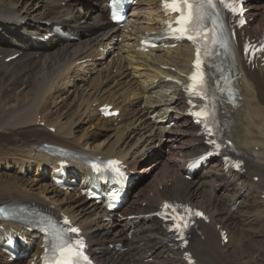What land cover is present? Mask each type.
Returning <instances> with one entry per match:
<instances>
[{
    "label": "bare ground",
    "instance_id": "bare-ground-1",
    "mask_svg": "<svg viewBox=\"0 0 264 264\" xmlns=\"http://www.w3.org/2000/svg\"><path fill=\"white\" fill-rule=\"evenodd\" d=\"M74 2L0 0V55L6 59L20 54L9 64L0 60V205H32L45 212L67 215L82 229L88 240L89 253L99 264H185L183 252L170 245V236L161 222L144 217L155 213L163 201L176 200L203 209L210 219L208 225L198 223L197 233L192 235L187 247L198 264H250L254 251L252 247L246 250L237 245V238L245 239L238 229L241 224L264 227L262 68L252 71L241 62V100L237 107H229L224 115L227 138L234 142L244 162L245 173L225 172L217 161L188 179L186 163L205 152L207 147L198 128L186 115L183 88L165 79L183 81L181 73L189 70L192 50L185 45L149 53L136 50L138 34L161 29L159 0H139L138 7L141 8H133L129 15L132 21L122 30L107 20L106 0H94L97 8L89 21L90 14L84 13ZM246 7L252 22L244 31L262 33L264 0H247ZM21 22L24 24L14 29ZM55 27L59 30H53ZM125 30L129 32L123 34ZM47 33H51L53 39L46 44L31 38H40ZM62 34L76 36L78 42L74 43ZM118 36L122 37L118 51L124 53L117 60L107 55L105 70L99 72V69L100 74L88 83L84 73L89 70L84 69L83 64L97 57L98 49H107L114 44ZM112 69H117L115 75L111 74ZM68 94L72 95L73 101L65 104L63 98L69 100L65 98ZM58 99L67 110L65 113L60 112V104L56 105ZM104 103L120 111L117 119L103 120L99 116L96 106ZM50 104H55L54 111L48 110ZM129 108L131 112H128ZM168 108L176 113L168 114ZM154 111L160 115L159 119L149 120ZM164 119L174 121L176 126L180 123L179 127L167 129L160 123ZM79 124L88 127L83 131L74 130ZM90 127L96 132L89 134ZM52 129L54 133L49 131ZM109 130L112 135L100 140L102 131ZM160 141L162 146L170 143L169 152L173 157L168 162L170 170H166L163 184L158 185L162 191L155 188L149 197L138 184L137 192L131 195L135 182L127 189L126 203L119 212L106 213L102 207L80 196L79 188L85 181L83 166L77 165L75 171L69 172L72 180H81L74 195L56 189L50 175H38L40 167L55 165L61 159L50 157L45 144L74 154L117 158L124 161L132 174H138L142 171L139 158L146 154L142 148L151 149ZM32 167L34 173L28 175ZM19 173L26 174V178L17 176ZM254 177L258 178L257 182ZM244 189L248 191L243 196L241 191ZM237 200L240 204L232 211ZM243 210L244 217L253 214V219L243 218ZM217 225L229 234L227 244H221ZM15 227L28 240L37 237L35 233L30 236L26 226ZM260 232L252 233L247 240H259L264 244V232ZM109 244L113 247L107 249ZM21 250L23 255L30 253L24 247ZM260 251L263 252L261 249L257 253ZM241 254L245 259L240 257ZM35 255L36 252L31 253L26 263L34 261L37 264ZM0 263L9 264L1 249ZM18 263L24 264L23 261Z\"/></svg>",
    "mask_w": 264,
    "mask_h": 264
},
{
    "label": "rangeland",
    "instance_id": "rangeland-1",
    "mask_svg": "<svg viewBox=\"0 0 264 264\" xmlns=\"http://www.w3.org/2000/svg\"><path fill=\"white\" fill-rule=\"evenodd\" d=\"M74 4L75 5H78L80 8H81V10H83L84 11V13H89L90 14V16L88 17V21H89V19L91 18V16H93V14H94V12H95V10H96V8H97V6L95 5V3H94V0H75V2H74ZM138 5H136L135 7H137ZM134 7V8H135ZM0 36H2V32H1V30H0ZM74 43H76L78 40H72ZM121 41V38H119L118 37V40H117V43L118 42H120ZM116 42V41H115ZM108 53L107 54H111V57L112 58H114V60H117V59H119V57L122 55V53H119L118 51H117V48L115 47L114 49H108ZM97 52H98V54H97V57L96 58H94L93 60H94V62H93V60L92 61H88V63H87V67H84V69H88L89 71H88V73L86 72V73H84V77H86L85 79L86 80H88V83L92 80V79H94L96 76H98L100 73H98V71H99V69L101 70V71H99V72H102L103 70H105V68H106V65H105V61H103V62H101L100 60L101 59H103V58H105V56L107 55V54H105L104 53V55H103V57H102V54H101V52H100V50L98 49L97 50ZM124 52V51H123ZM36 58H39V56L38 55H36L35 56ZM4 59V58H3ZM3 59L1 58V61H3ZM90 64V65H89ZM77 65V64H76ZM75 65V66H76ZM75 66H74V69H76L75 68ZM105 67V68H104ZM72 68H73V66H72ZM102 68H104V69H102ZM97 70V71H96ZM111 74H116V72H117V69H112L111 71ZM79 75H81V74H79ZM82 76V75H81ZM93 76V77H92ZM91 77V78H90ZM90 80V81H89ZM85 85H87V84H85ZM93 87L94 88H96L97 87V85L96 84H93ZM80 88L81 89H84V88H82L81 86H80ZM20 91H22L21 89H20ZM70 92V91H69ZM69 95V96H68ZM68 95H66L65 96V98H67V99H69V100H66V99H64L63 98V100H65L64 101V103L65 104H70V102H72L73 101V99H71L72 98V95L71 94H68ZM130 99H133V97L132 98H130ZM60 102H61V100L60 99H58V101L56 102V105H58V104H60ZM62 104H60V107L59 108H61V110H60V112H66L67 110L65 109V107L64 106H61ZM55 107V104H54V106L53 105H51L50 104V106H49V109L48 110H53V108ZM63 107V108H62ZM93 107H95V106H93ZM54 111V110H53ZM64 112V113H65ZM128 112H131V108H129L128 109ZM155 112H157V111H155ZM156 114V116L153 118H151V116H150V119L149 120H158L159 119V117H160V115H158V112L157 113H155ZM173 114H174V112H173ZM158 118V119H157ZM160 123H164V121L162 120V121H160ZM88 126H86L85 124H79L78 126H76L75 127V129L74 130H77V129H80V130H85L86 128H87ZM172 127V126H171ZM171 127H169V128H171ZM176 127H179L178 125L176 126ZM77 128V129H76ZM92 130V132H91V130ZM90 129H89V134L90 133H94V132H96V130H94V129H92L91 127H90ZM94 131V132H93ZM145 132V130L142 132V133H144ZM83 133V132H82ZM81 133V134H82ZM78 134V133H77ZM81 134H79V135H81ZM102 135H101V137H100V140H105L106 139V137L107 136H110V135H112V131H105V132H103L102 131V133H101ZM104 136V137H103ZM166 144V146H162V143H161V141L160 142H157V144H154L153 146H152V148L149 150L148 148L147 149H145L144 147L142 148V150L143 151H145L146 152V155L145 156H143V157H140L139 159H140V163H141V167H140V169L142 170L141 171V173L139 174L140 175V179H139V181L141 182L140 184H141V187L143 188V190H146L145 191V194H146V192H147V194L149 193V195H152V193L154 192V189L155 188H157L158 190H161L160 189V185H162L163 184V179H164V177L166 176V170H170L169 169V165H168V162H169V160H173V157L171 156V154H170V152H169V147H168V145H170V143H165ZM161 145V146H160ZM171 156V157H170ZM170 158V159H169ZM152 159V160H151ZM144 160V161H143ZM171 160V161H172ZM162 161V162H161ZM146 163V164H145ZM166 164V165H165ZM162 167V168H161ZM163 168H164V170H163ZM166 168V169H165ZM168 168V169H167ZM148 170V171H147ZM1 171V170H0ZM165 171V172H164ZM15 171H13V174H15L14 173ZM139 172V171H138ZM34 173V168L32 167L31 168V170H29V173H28V175H30V174H33ZM162 174V175H161ZM165 175V176H164ZM17 176H20V177H23V179H25L26 177H25V175H20V173L17 175ZM154 176V177H153ZM142 180V181H141ZM149 182V183H148ZM144 187H143V186ZM159 185V186H158ZM148 186V187H147ZM147 188H148V190H147ZM150 188V189H149ZM151 191V192H150ZM153 191V192H152ZM162 191V190H161ZM136 191L135 190H133V192H132V194H134ZM244 194H246V193H244ZM256 197V196H255ZM240 203L238 202L237 203V207H238V205H239ZM236 209H233V211H235ZM241 215H243V218H245V219H248V218H251V219H253L252 217H253V214L251 215V216H249L250 214H248L247 216H248V218H247V216H245L244 217V210L243 211H241ZM250 219V220H251ZM244 226L246 227L245 229H244ZM253 226V227H252ZM254 226L256 227V225H253L252 223H251V225H250V223H248V225L247 224H245L244 223V225L243 224H241L240 226H239V230L241 231V234H242V237H244L245 239H239V238H237V245H239L240 244V246H241V248H243V249H246V250H249V249H247V248H249V247H252V249L251 250H253L254 251V254H253V258L251 259V263L250 264H264V244H262L259 240H254V239H251V240H247V239H249V236L252 234V233H254V232H260V230H261V232L260 233H262V232H264V227L263 226H259V227H257V228H254ZM247 227H248V229H247ZM250 227H252V229L250 228ZM242 228V229H241ZM259 228V229H258ZM263 230V231H262ZM243 231V232H242ZM245 232V233H244ZM249 232V233H248ZM247 234V235H246ZM243 240H244V242H243ZM247 240V241H246ZM250 241V242H249ZM255 243H256V245H255ZM254 248V249H253ZM263 250V252L262 251H260V253L258 254L257 252H259V250ZM234 250V249H233ZM233 252V251H232ZM257 253V254H256ZM257 255V256H256ZM259 256V257H258ZM240 257L242 258V259H245L244 257V255L243 254H241L240 255ZM258 258V259H257ZM28 261V259L25 261V264H26V262ZM243 261V260H242ZM0 264H2V263H0Z\"/></svg>",
    "mask_w": 264,
    "mask_h": 264
},
{
    "label": "snow or ice",
    "instance_id": "snow-or-ice-1",
    "mask_svg": "<svg viewBox=\"0 0 264 264\" xmlns=\"http://www.w3.org/2000/svg\"><path fill=\"white\" fill-rule=\"evenodd\" d=\"M221 2H225V0H221ZM164 6L165 8H170L173 11H179L181 13V19L177 21L178 24H186L188 21H190L192 19V13L191 11H189L188 16L185 17L184 15V11H183V7L184 5H186L189 9H191L193 7V5L189 2V0H163ZM225 6H228L227 3H225ZM215 7V3L214 0H204V3L200 5V8L202 9H206V8H214ZM233 11H235V9H233ZM202 18V17H201ZM189 29L187 28H178L177 31H181V32H186ZM188 39L193 40V42H196L195 37L189 35ZM199 64V61H197V66ZM191 79L195 80L196 79V74H193V77H191ZM199 115V113L197 114ZM172 206L168 205V204H164L163 208L168 209ZM196 215H201V213L197 212L195 213ZM180 225L177 224V228H179ZM72 232H76L77 229L72 228L71 229ZM66 255H67V259L65 261V264H71V257L73 255H75V253L73 252V250L71 248H68L65 250Z\"/></svg>",
    "mask_w": 264,
    "mask_h": 264
}]
</instances>
